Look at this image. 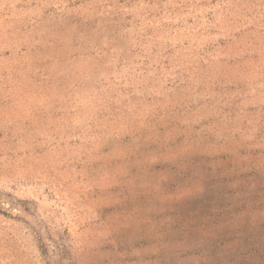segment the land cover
Here are the masks:
<instances>
[{
  "label": "rangeland",
  "instance_id": "rangeland-1",
  "mask_svg": "<svg viewBox=\"0 0 264 264\" xmlns=\"http://www.w3.org/2000/svg\"><path fill=\"white\" fill-rule=\"evenodd\" d=\"M0 264H264V0H0Z\"/></svg>",
  "mask_w": 264,
  "mask_h": 264
}]
</instances>
